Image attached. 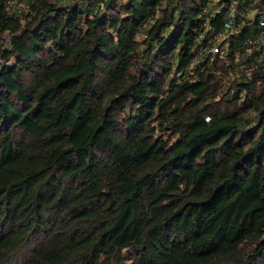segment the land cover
Masks as SVG:
<instances>
[{"label": "trees", "instance_id": "1", "mask_svg": "<svg viewBox=\"0 0 264 264\" xmlns=\"http://www.w3.org/2000/svg\"><path fill=\"white\" fill-rule=\"evenodd\" d=\"M10 1L0 264H264V65L187 71L205 0Z\"/></svg>", "mask_w": 264, "mask_h": 264}, {"label": "built area", "instance_id": "2", "mask_svg": "<svg viewBox=\"0 0 264 264\" xmlns=\"http://www.w3.org/2000/svg\"><path fill=\"white\" fill-rule=\"evenodd\" d=\"M21 3L24 1L11 0L9 5L13 9L14 4ZM261 5L263 0H219V3L216 0H205L202 7L203 30L199 32L197 43L202 40L206 43L196 50L187 71L193 73L202 62L206 66L219 57L225 60V74L239 79L249 77L252 69L264 65V13L259 11L254 20L248 19V15ZM25 6L28 8L26 2ZM218 14L223 15L226 20L222 28L215 31L210 18ZM243 26L248 27L246 33H242ZM232 43L234 56L230 57Z\"/></svg>", "mask_w": 264, "mask_h": 264}, {"label": "rangeland", "instance_id": "3", "mask_svg": "<svg viewBox=\"0 0 264 264\" xmlns=\"http://www.w3.org/2000/svg\"><path fill=\"white\" fill-rule=\"evenodd\" d=\"M20 7V9H18ZM14 8L20 13L24 14L26 11H28V8L25 6V2L21 4H14ZM139 39L143 38V35L140 33L139 34ZM1 61V59H0ZM33 251L32 249L28 248L26 252L23 253L25 257H27L29 254H31ZM24 256L19 255L16 256L15 258L13 257L12 260H8L7 262H3L1 264H21V262L24 260Z\"/></svg>", "mask_w": 264, "mask_h": 264}, {"label": "clouds", "instance_id": "4", "mask_svg": "<svg viewBox=\"0 0 264 264\" xmlns=\"http://www.w3.org/2000/svg\"><path fill=\"white\" fill-rule=\"evenodd\" d=\"M217 3H219V0H216ZM259 14V9H256L255 11H253L252 13H250L248 15V19L249 20H254L255 17ZM159 15V14H158Z\"/></svg>", "mask_w": 264, "mask_h": 264}]
</instances>
